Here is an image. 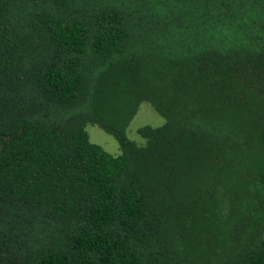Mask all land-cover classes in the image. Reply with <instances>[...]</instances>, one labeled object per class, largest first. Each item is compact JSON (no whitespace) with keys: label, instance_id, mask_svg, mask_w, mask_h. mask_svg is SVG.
<instances>
[{"label":"trees","instance_id":"obj_1","mask_svg":"<svg viewBox=\"0 0 264 264\" xmlns=\"http://www.w3.org/2000/svg\"><path fill=\"white\" fill-rule=\"evenodd\" d=\"M0 264H264V0H0Z\"/></svg>","mask_w":264,"mask_h":264},{"label":"rangeland","instance_id":"obj_2","mask_svg":"<svg viewBox=\"0 0 264 264\" xmlns=\"http://www.w3.org/2000/svg\"><path fill=\"white\" fill-rule=\"evenodd\" d=\"M163 122V118L157 114L147 102H142L139 106V109L131 120L127 128V136L131 138H137L136 128L142 125H151L157 126ZM86 131L89 135V139L92 142H95L101 145L106 151L111 154H118L120 152L119 145L116 140L105 133L102 129L98 128L96 125H88ZM139 138V136H138ZM141 141V138H139Z\"/></svg>","mask_w":264,"mask_h":264}]
</instances>
